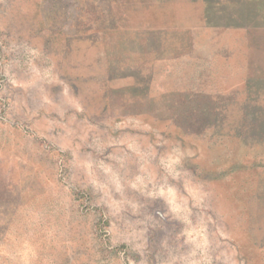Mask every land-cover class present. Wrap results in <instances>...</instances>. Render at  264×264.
Returning <instances> with one entry per match:
<instances>
[{"label": "rangeland", "instance_id": "1", "mask_svg": "<svg viewBox=\"0 0 264 264\" xmlns=\"http://www.w3.org/2000/svg\"><path fill=\"white\" fill-rule=\"evenodd\" d=\"M173 147L186 153L173 183L208 194L192 220L212 264H264V0H0V249L32 231L33 264L187 255L163 201L125 184L140 214L106 216L74 167L159 181ZM126 223L141 240L115 234Z\"/></svg>", "mask_w": 264, "mask_h": 264}, {"label": "clouds", "instance_id": "2", "mask_svg": "<svg viewBox=\"0 0 264 264\" xmlns=\"http://www.w3.org/2000/svg\"><path fill=\"white\" fill-rule=\"evenodd\" d=\"M47 103V99L43 98ZM180 147H173L166 157L161 161L166 175L157 181L156 177L151 174L147 167L141 168V173L131 180H122L121 176L115 172L110 165L104 164L102 161H94L90 157L83 160H76L74 167L82 170L87 177V185H90L93 192L99 194L97 206L107 208V215L119 217L124 211L130 210L133 215H139L143 207L137 200L129 199L124 196V185L150 200L163 201L166 211L158 213L162 219L171 216L179 219L188 227L177 234L176 239L179 241L184 239V244H193L194 247L187 255H170L166 264H212V257L209 255L211 241L208 235L207 222L201 219V223L194 226L192 220V209L202 205L207 193L202 191L198 185L192 184L191 181H183L180 186L173 181L179 182L182 178L180 165L185 155ZM103 176L105 179H101ZM120 194L119 200L114 199L112 192ZM151 219V217H148ZM210 221V218H209ZM126 230L119 232L113 229L115 234L122 236L124 239H131L136 242L142 239L141 233L134 230L131 224H125ZM195 233L193 240L189 233ZM223 236L222 231L217 233ZM32 231L23 232L16 239H10L0 252L7 258L10 264H33V261L39 257V246L33 242ZM51 236V233H49ZM142 243L136 244V249L143 248ZM99 258V254L95 253V259ZM219 259L220 257H216ZM121 258V264H122ZM114 264V262H108Z\"/></svg>", "mask_w": 264, "mask_h": 264}]
</instances>
